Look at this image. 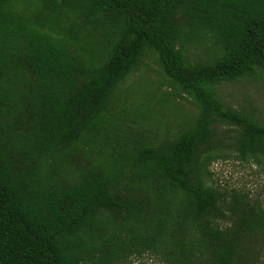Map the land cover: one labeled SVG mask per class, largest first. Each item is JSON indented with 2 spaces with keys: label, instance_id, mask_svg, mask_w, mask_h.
<instances>
[{
  "label": "trees",
  "instance_id": "trees-1",
  "mask_svg": "<svg viewBox=\"0 0 264 264\" xmlns=\"http://www.w3.org/2000/svg\"><path fill=\"white\" fill-rule=\"evenodd\" d=\"M149 56L193 106L162 136L114 108ZM252 75L264 0H0V264H260L264 205L210 170L264 166V122L216 89Z\"/></svg>",
  "mask_w": 264,
  "mask_h": 264
},
{
  "label": "rangeland",
  "instance_id": "rangeland-1",
  "mask_svg": "<svg viewBox=\"0 0 264 264\" xmlns=\"http://www.w3.org/2000/svg\"><path fill=\"white\" fill-rule=\"evenodd\" d=\"M201 49L189 47L186 55L190 59L203 57ZM144 66L134 69L117 89V103L114 107L119 111L122 106L126 109L118 115L122 119V128L134 131L144 127L148 134L162 132L155 129V124L161 122L159 129L170 128L182 114L189 113L193 106L185 99L174 95L175 90L160 72L159 65L153 57H144ZM219 98L228 106L250 115L257 122H264V80L260 75L238 78L234 81L222 82L216 85ZM165 93H169L166 97ZM166 99V100H164ZM141 105L146 111L144 117L134 111V105ZM149 106L147 109L145 107ZM153 120V121H152ZM166 122V123H165ZM151 123L152 128H148ZM218 132L227 135L234 126L214 122ZM147 128V129H146ZM213 181L226 190L236 189L246 192L250 198L258 199L264 205V166L238 157L229 156L218 159L210 164ZM120 264H158L154 255L143 253L131 255ZM260 264H264V251L260 256Z\"/></svg>",
  "mask_w": 264,
  "mask_h": 264
}]
</instances>
